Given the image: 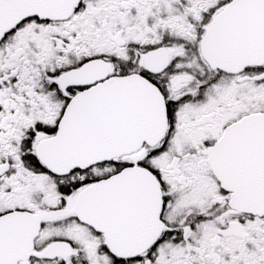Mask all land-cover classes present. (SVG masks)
I'll list each match as a JSON object with an SVG mask.
<instances>
[{
	"label": "snow or ice",
	"instance_id": "obj_1",
	"mask_svg": "<svg viewBox=\"0 0 264 264\" xmlns=\"http://www.w3.org/2000/svg\"><path fill=\"white\" fill-rule=\"evenodd\" d=\"M0 264H264V0H0Z\"/></svg>",
	"mask_w": 264,
	"mask_h": 264
}]
</instances>
